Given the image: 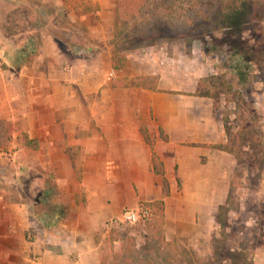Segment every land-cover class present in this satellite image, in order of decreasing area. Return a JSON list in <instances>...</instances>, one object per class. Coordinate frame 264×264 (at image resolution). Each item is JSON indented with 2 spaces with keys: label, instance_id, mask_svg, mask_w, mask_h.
Returning a JSON list of instances; mask_svg holds the SVG:
<instances>
[{
  "label": "crops",
  "instance_id": "1",
  "mask_svg": "<svg viewBox=\"0 0 264 264\" xmlns=\"http://www.w3.org/2000/svg\"><path fill=\"white\" fill-rule=\"evenodd\" d=\"M15 1H4L19 30L3 57L0 117L38 140L22 150L49 157L39 164L52 166L63 207L28 215L27 202L11 204L1 188L0 264H119L153 237L178 244L211 234L221 202L201 189L227 187L218 172L234 161L209 145L225 138L220 124L208 138L201 101L185 94L196 84L186 88L149 45L122 48L117 0ZM140 204L152 209L145 225L110 224Z\"/></svg>",
  "mask_w": 264,
  "mask_h": 264
},
{
  "label": "rangeland",
  "instance_id": "2",
  "mask_svg": "<svg viewBox=\"0 0 264 264\" xmlns=\"http://www.w3.org/2000/svg\"><path fill=\"white\" fill-rule=\"evenodd\" d=\"M4 1L0 0V64L7 70L3 57L19 23L16 8H8ZM227 1H151L154 4L145 6L144 14L137 12L130 19L129 36L120 40L127 46L135 43L133 35L142 33L146 23L153 25L152 17L160 19L156 27L149 26V48L182 71L186 88L196 84L194 92L185 94L201 101L208 138L211 133L217 135L218 124L222 126L225 139L213 144H220L234 164L232 170L218 172L219 181L226 179L227 187L201 189L207 197L211 190L219 205L224 204L216 213L218 223L211 234L178 244L153 237L119 264H264V10L231 29L220 21ZM199 80V92L208 96L196 93ZM40 159L49 161L17 143L0 151L3 198L11 204L26 201L28 215H49L63 207L55 203L59 189L51 188L56 174L52 166L40 163L46 167L43 170ZM36 183L42 186L37 195ZM177 193H183L180 186ZM60 199L64 201L62 195Z\"/></svg>",
  "mask_w": 264,
  "mask_h": 264
},
{
  "label": "trees",
  "instance_id": "3",
  "mask_svg": "<svg viewBox=\"0 0 264 264\" xmlns=\"http://www.w3.org/2000/svg\"><path fill=\"white\" fill-rule=\"evenodd\" d=\"M154 0H117V30L116 37L118 38H128L127 31L129 28V21L131 18L136 17V13H145L144 7L150 6L154 3H151ZM226 13L222 15L220 21L228 28L234 29V27H238L242 22H246L250 17L260 16L261 12L264 10V0H228L226 3ZM143 13V14H144ZM149 17L146 18L147 21ZM160 19L157 17H152V21L150 23H146L145 27L148 30H145L142 27V33H138V35H133L135 39V43L131 45L122 44V48L132 49L135 47L149 45L148 36H149V26L156 27ZM121 29V31H119ZM132 36V35H131ZM118 56L113 57L116 59ZM202 80H199L197 83L196 93H201L204 96H208V93L199 92V87ZM163 136V135H162ZM164 137V136H163ZM17 143L23 148L27 149H37L38 148V140L36 138L30 137L29 134L21 128V125L18 122L9 121L5 118L0 117V151L6 150L11 144ZM207 145V144H206ZM212 147L222 148L220 144H209ZM208 145V146H209ZM156 156L153 153V161L156 164ZM167 192V189H165ZM228 198H226L225 202H227ZM159 205V210L162 209V202H155ZM224 207V204L219 205L218 211ZM217 215V222H218ZM151 264V263H149ZM153 264V263H152Z\"/></svg>",
  "mask_w": 264,
  "mask_h": 264
},
{
  "label": "built area",
  "instance_id": "4",
  "mask_svg": "<svg viewBox=\"0 0 264 264\" xmlns=\"http://www.w3.org/2000/svg\"><path fill=\"white\" fill-rule=\"evenodd\" d=\"M0 72H3V67L0 64ZM113 77V71L107 73V78ZM8 79H12V75H8ZM152 218V209L148 205L140 204L136 208H123L119 216L112 219L110 224L118 229L124 230L127 226L133 224L145 225Z\"/></svg>",
  "mask_w": 264,
  "mask_h": 264
}]
</instances>
